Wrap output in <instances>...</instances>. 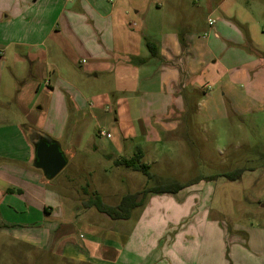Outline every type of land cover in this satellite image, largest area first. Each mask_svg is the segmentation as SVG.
<instances>
[{"label": "crops", "instance_id": "1", "mask_svg": "<svg viewBox=\"0 0 264 264\" xmlns=\"http://www.w3.org/2000/svg\"><path fill=\"white\" fill-rule=\"evenodd\" d=\"M181 1L0 0V228L31 225V233L27 234L13 230L4 233L0 229V239L42 251L62 264H172L164 256L159 262L157 258L150 261L146 244L137 235L146 231L148 234L158 221L168 226L170 221L183 220L196 207V203H187L189 194L180 196L179 191L169 197L148 196L135 219L133 214L140 207L131 211L127 220L132 218L135 224L128 236L121 234L120 229L83 221L85 205L82 204V209L67 205L63 212L58 195L45 187L47 181L34 166V146L21 131L31 128L46 134L56 141L68 161L75 156L74 150L82 146L86 133L95 130L91 125L99 128L98 124L107 122L103 114L108 113L109 99L116 108L115 121L125 136L133 139L138 133L134 123L140 133L149 130L150 123L158 132L165 133L180 125V116L186 110L197 111L200 92L208 91L205 80L214 78L210 59L213 66L218 65L237 81L245 79L249 69L264 66V53H254L251 35L243 26L247 22H239L232 16V0L192 1L197 9L204 6L209 11L207 31L203 30L196 39L180 34ZM145 41L152 43L155 57H150ZM139 60H144V64H139ZM100 79H109L111 88L100 89L93 101L83 98L85 90L92 88L91 80ZM52 83L60 84L61 88L79 84L82 91L67 97L73 109V126L63 149L58 137L44 131L46 123H38L37 119L38 114L45 115L48 106L36 102L41 91L51 100L52 107L53 99H61L57 105L62 110L66 108L64 97L54 94ZM132 98L142 99L135 102L136 111L130 105ZM190 98L194 102L188 107ZM147 107L159 110L154 119H148L150 123L127 117L143 115L139 108ZM14 109L16 118L11 117L14 112L10 110ZM16 114L22 115V119ZM26 118L31 122L24 123ZM100 130H96L99 136ZM105 133L101 137L110 135ZM130 144L126 142L121 148L114 141V155L118 157L114 159L132 157V154L125 157L134 148ZM157 211L162 213L155 217ZM180 212L186 213L180 217ZM203 226L202 219H192L181 232L179 226L173 242L188 235L194 237L189 238L195 243L197 238L207 240L206 243L221 239L220 232L207 231ZM245 235L247 246L251 239L255 242L262 238L257 234L249 236L247 232ZM132 241L137 250L141 247L142 254L135 249L127 251ZM195 243L191 252L177 253V264H188L190 260L192 264H220L217 258L222 253L220 245L218 251L214 246V252L208 254ZM262 249L256 252L260 262L240 250H229L226 256L230 264H264L263 245Z\"/></svg>", "mask_w": 264, "mask_h": 264}, {"label": "rangeland", "instance_id": "2", "mask_svg": "<svg viewBox=\"0 0 264 264\" xmlns=\"http://www.w3.org/2000/svg\"><path fill=\"white\" fill-rule=\"evenodd\" d=\"M187 1L180 2V34L196 39L203 30L207 31L206 16L209 11L204 6L202 9H197L192 3L193 0L188 3ZM232 3L231 12L234 20L247 22L243 26L251 35L250 40L256 49L254 53L256 55L258 52L264 53V0H232ZM250 14L251 18H248ZM211 63L210 59L209 68L214 78L205 80L204 85L208 91L200 92L197 111L186 110L180 116V125L171 131L160 133L152 125L153 123L148 122V119H154L159 110L154 111L148 109L149 107L139 108L143 115L127 117L150 123L149 130L140 133L138 124L134 123L138 133L130 139L124 135L120 124L115 121L116 108L109 99L108 113L103 114L107 122L98 124L99 128L95 126L96 124H92L91 128L95 130L88 135L86 133L82 146L74 150L75 156L67 161L64 169L50 181L43 178L48 184L45 187L60 198L64 207L63 212L66 211L67 205H76L82 209L83 205L95 196H99L105 204L114 206L126 193L138 192L157 183L180 182L184 185L180 196L189 194L187 203H196V207H192L188 213L180 212V217L184 213L186 217L178 223L170 221L168 226H164V222L158 221L148 234L147 231L144 233L147 234L146 236L137 235L146 244L150 261L155 262L154 259L157 258L156 261L159 262L164 256L170 263L177 264L175 258L177 253L180 255V253L187 254L186 251L191 252V247L195 243L189 238L192 236L180 237V242H173V237L179 226L181 232L187 228L188 222L192 219L194 221L202 219L203 227L207 231L221 233L222 237L219 241L206 243L207 240L203 242L197 238L195 243V245L200 244L202 250L209 251L208 254L214 252V246L216 247L214 250L218 251L220 245L222 253L217 256L220 264H230L226 256L229 250L246 252L255 257L256 262L261 261L256 252L263 251L262 245L264 246V66L260 64L249 69L251 71L247 72L246 78L237 81L232 75L225 74L218 65L213 66ZM42 82L41 78L40 83ZM52 84L54 94H61L64 97L66 108L64 106L62 110L57 105L61 99L58 101L53 99L52 103H55L52 107L51 100H48L44 91H41L36 102L38 105L48 106L43 112L45 115L38 114L37 119H39L38 123L41 121L46 123L44 131L54 138L58 137L57 141L63 149L66 137L73 126V109L69 106L70 100L67 97L82 91L79 84H74L77 90L73 89L74 87L61 88L60 84ZM91 84L92 88H89L88 92L85 90L83 98L92 101L95 100L96 93L100 92V89L106 91L111 88L109 79L91 80ZM140 100L142 102V99L130 100L132 111L137 110L135 102ZM144 101L151 103L148 100ZM187 102L190 107L194 100L190 98ZM11 111L14 112L11 117L16 118L15 109ZM16 115L22 119V115ZM28 121L31 122L26 118L24 123ZM100 129L110 135L99 136L96 130ZM35 131L37 130L25 128L21 134L31 143L38 137ZM114 141L121 148L126 146V142L132 143L131 148H134L125 157H130L131 154L133 156L142 148L144 156L141 161L149 166L150 172L155 177L148 180L139 172L114 166V158H118L114 155ZM238 168L244 169L238 180L231 181L223 176ZM168 195L170 194L149 196L169 197ZM51 201L48 203L51 204ZM145 204L146 202L135 210L134 219L138 213H141ZM82 211L80 210L81 213ZM161 213L162 211H157L155 217ZM81 217L83 221L114 227L117 231L120 229L119 232L125 236H128L129 229L133 230L135 224L132 218L126 221H113L94 207L85 209ZM169 219H172L171 216ZM230 226H233V229L232 227L230 229ZM0 229L4 233H10L12 230L16 233H31L29 224L5 226ZM246 232L249 236L257 234L262 238H257L255 242L251 239L247 246ZM172 243L173 247L168 248ZM140 248L137 250L132 241L128 244L127 251L131 252L135 249L136 253L142 254ZM0 264L62 263L56 257L45 256L42 251L1 238ZM188 264H192V261L190 260Z\"/></svg>", "mask_w": 264, "mask_h": 264}, {"label": "trees", "instance_id": "3", "mask_svg": "<svg viewBox=\"0 0 264 264\" xmlns=\"http://www.w3.org/2000/svg\"><path fill=\"white\" fill-rule=\"evenodd\" d=\"M145 46L148 50L150 57L156 56V51L152 48V43L150 41H145ZM139 64H144V60H139ZM38 140L43 138H49L46 134L42 132L35 131ZM34 146V142L31 141ZM143 154L138 151L129 159L120 158L113 161V165L116 167H123L130 169L134 172L141 173L148 180L154 178V174L150 172L149 166L144 164L141 160ZM243 168L235 169L234 171L223 174L225 178L231 181L238 180L240 175L243 173ZM184 188V185L178 182H168V183H157L154 186L145 187L138 192L126 193L124 194L119 202L114 205L105 204L99 196H95L93 199L88 200L84 205L85 208L94 207L99 213L106 215L111 220H127L130 217L131 211L143 204L145 199L151 194H176Z\"/></svg>", "mask_w": 264, "mask_h": 264}, {"label": "water", "instance_id": "4", "mask_svg": "<svg viewBox=\"0 0 264 264\" xmlns=\"http://www.w3.org/2000/svg\"><path fill=\"white\" fill-rule=\"evenodd\" d=\"M34 166L42 172L43 177L50 181L66 166L67 160L58 144L53 139L43 138L34 141Z\"/></svg>", "mask_w": 264, "mask_h": 264}, {"label": "built area", "instance_id": "5", "mask_svg": "<svg viewBox=\"0 0 264 264\" xmlns=\"http://www.w3.org/2000/svg\"><path fill=\"white\" fill-rule=\"evenodd\" d=\"M211 24H212V22H209V25H211ZM99 134H100V136H105L106 135V133L103 130H100Z\"/></svg>", "mask_w": 264, "mask_h": 264}, {"label": "flooded vegetation", "instance_id": "6", "mask_svg": "<svg viewBox=\"0 0 264 264\" xmlns=\"http://www.w3.org/2000/svg\"><path fill=\"white\" fill-rule=\"evenodd\" d=\"M38 139H39V136L36 138V140H37V142H38V141H41V140H38Z\"/></svg>", "mask_w": 264, "mask_h": 264}]
</instances>
